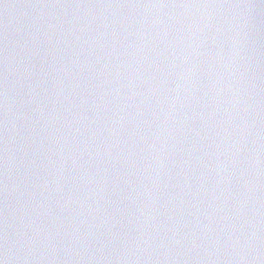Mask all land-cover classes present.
I'll return each mask as SVG.
<instances>
[{"label": "water", "instance_id": "95a60500", "mask_svg": "<svg viewBox=\"0 0 264 264\" xmlns=\"http://www.w3.org/2000/svg\"><path fill=\"white\" fill-rule=\"evenodd\" d=\"M0 264H264V0H0Z\"/></svg>", "mask_w": 264, "mask_h": 264}]
</instances>
